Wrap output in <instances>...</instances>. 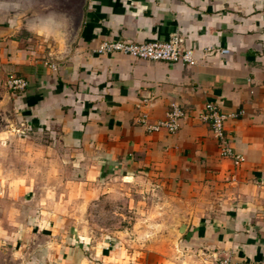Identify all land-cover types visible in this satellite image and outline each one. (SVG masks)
<instances>
[{
    "label": "crops",
    "instance_id": "0c3cea01",
    "mask_svg": "<svg viewBox=\"0 0 264 264\" xmlns=\"http://www.w3.org/2000/svg\"><path fill=\"white\" fill-rule=\"evenodd\" d=\"M80 1L0 0V264H264V0H86L74 27ZM174 33L192 63L96 52ZM174 103L177 133L141 123ZM209 104L236 114L225 128L240 165L222 156ZM140 185L167 203L134 214L146 224L87 220Z\"/></svg>",
    "mask_w": 264,
    "mask_h": 264
},
{
    "label": "built area",
    "instance_id": "2783aa9c",
    "mask_svg": "<svg viewBox=\"0 0 264 264\" xmlns=\"http://www.w3.org/2000/svg\"><path fill=\"white\" fill-rule=\"evenodd\" d=\"M97 53L102 55L123 54L137 60L165 63H185L190 64L194 59V50L186 45V41L180 34L174 33L167 41H151L143 44H133L122 40L104 41L98 48ZM228 54L229 51H222ZM7 84L13 91H26L28 81L18 76H11ZM204 118L212 125L214 138L220 145L223 157L234 160L236 165H240L244 160L242 156L236 155L233 146L226 136V123L229 119L236 117L234 113H223L212 104L207 105ZM186 112L179 104L174 103L169 111L166 119L156 123H149L144 117L141 123L147 127L150 132L166 131L170 134L177 133L184 119ZM221 264H260L253 260L234 261L231 257H227L221 261Z\"/></svg>",
    "mask_w": 264,
    "mask_h": 264
},
{
    "label": "rangeland",
    "instance_id": "374dc122",
    "mask_svg": "<svg viewBox=\"0 0 264 264\" xmlns=\"http://www.w3.org/2000/svg\"><path fill=\"white\" fill-rule=\"evenodd\" d=\"M137 189V190H136ZM121 191V198L122 200H119L118 202H110L109 200L104 201L98 205L96 203V206L91 204L90 209L85 211L87 220H90L91 223L94 224H106V225H114L115 222L117 224H121L124 229L131 230L134 225L138 224L140 221H143V224H146V219H139L134 216L135 213L141 212L144 216V213L146 214V211L154 209V211H163L164 205H166V202L162 201V191L161 188H155V194L154 192H151V187H148L146 185H140L139 187H133L132 189H119ZM151 193V194H150ZM136 194L140 195V200H136L134 202L131 201V195ZM153 194V195H152ZM151 196V200L147 199V197ZM146 197V198H145ZM138 199V198H137ZM79 205V203H76ZM81 206V205H80ZM77 207V206H76ZM115 212L121 214L115 215ZM159 222H163V219L160 217L159 219H156ZM139 225V224H138ZM142 225V224H140ZM141 227V226H140ZM141 229H144L143 227L138 228V231L140 232ZM132 232V231H129ZM130 234V233H129ZM138 238L143 237V235H137ZM146 236V234L144 235ZM168 236L167 234H154L151 235V239L153 237L159 238L161 242H158V244L164 242L165 238ZM143 239V238H141ZM163 244V243H162Z\"/></svg>",
    "mask_w": 264,
    "mask_h": 264
},
{
    "label": "water",
    "instance_id": "95a60500",
    "mask_svg": "<svg viewBox=\"0 0 264 264\" xmlns=\"http://www.w3.org/2000/svg\"><path fill=\"white\" fill-rule=\"evenodd\" d=\"M85 2H86V0H81L75 7L76 11H75L74 16H73L74 27H77L78 24L80 23V20L83 16V12H84ZM186 228H187V224L183 223L182 227L180 228L179 234L182 235L185 232Z\"/></svg>",
    "mask_w": 264,
    "mask_h": 264
}]
</instances>
